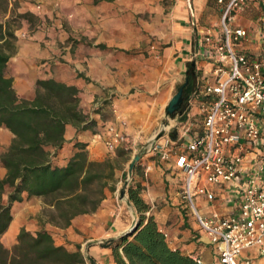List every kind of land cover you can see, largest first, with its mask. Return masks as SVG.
I'll return each instance as SVG.
<instances>
[{"label": "crops", "instance_id": "0c3cea01", "mask_svg": "<svg viewBox=\"0 0 264 264\" xmlns=\"http://www.w3.org/2000/svg\"><path fill=\"white\" fill-rule=\"evenodd\" d=\"M39 1L43 3L41 10L31 4H25L21 10L39 16L38 21H44L41 24L45 27H29L28 23L16 31V50L8 60L6 75L12 78L17 95L28 100L34 97L39 79L53 78L75 86L80 107L93 121L86 129L66 125L64 143L54 157L56 165L67 163L77 143L85 144L91 160H103L107 156L103 129L112 115L109 105L97 109V100H108L130 122L141 121L142 130L146 129L159 118L173 89L185 81L189 69L194 67L192 84L201 85L195 90L193 85L189 88L185 103L190 113L202 111L205 105L202 88L214 82L216 66L213 50L205 43V37L223 38V4L218 0ZM54 1L60 4V12H54L49 6ZM263 17L264 7L255 0H248L231 14L227 25L248 31L246 39L234 43L236 52L245 53L250 59H258L264 52L260 36L264 34L260 24ZM46 20L53 21V27L46 26ZM138 48L146 49L149 54L152 52L149 49L159 48L160 51L158 55L145 56ZM149 103L153 105L150 111ZM12 136L8 129L0 126V155L9 146ZM146 166L150 167L148 171H145ZM132 171L134 179L130 184L140 188L139 195L148 205L144 214L152 216L159 229L166 233L168 246L193 259L199 258L202 264H218L215 246L200 230L181 197L183 174L175 168L174 156L164 161L158 155L141 154ZM5 174L0 163V178ZM115 177L117 183L119 175ZM202 183L213 198L205 195L195 198L200 214H228L236 208L233 185ZM115 187L118 198L115 190H106L95 212L74 217L65 228L52 225L44 217L40 220L42 210L48 206L41 197L23 192L22 200L11 205L12 219L0 241L10 249L22 227L31 233L44 228L57 245L70 251L79 245L80 251L90 259L88 264H116L112 249L102 243L126 234L132 220L122 215L121 187L116 184ZM246 258L251 264H264V256L255 249L243 251L240 259Z\"/></svg>", "mask_w": 264, "mask_h": 264}, {"label": "trees", "instance_id": "16d2710c", "mask_svg": "<svg viewBox=\"0 0 264 264\" xmlns=\"http://www.w3.org/2000/svg\"><path fill=\"white\" fill-rule=\"evenodd\" d=\"M5 3L0 0V12ZM27 14L20 16L25 18ZM15 40L14 32L0 21V126L13 135L0 155V163L6 170L0 178V236L12 219V203L21 201L23 192L41 197L48 206L41 216L52 225L65 228L74 217L95 212L106 190L116 189L113 161L89 159L83 143L76 144V151L65 165L53 162L64 143L66 125L86 129L93 121L80 107L78 89L53 78L37 80L31 100L17 95L12 78L6 75L8 60L16 50ZM194 78L192 67L186 75L183 104ZM139 190L132 186L127 190L128 199L139 214L136 228L102 243L112 249L115 263L202 264L168 246L153 217L145 216L148 205ZM89 260L79 245L70 251L55 244L52 234L44 228L31 233L22 227L10 249L0 241V264H88Z\"/></svg>", "mask_w": 264, "mask_h": 264}, {"label": "built area", "instance_id": "2783aa9c", "mask_svg": "<svg viewBox=\"0 0 264 264\" xmlns=\"http://www.w3.org/2000/svg\"><path fill=\"white\" fill-rule=\"evenodd\" d=\"M247 1L218 0L223 4V38L205 37L216 66L214 82L202 88L205 105L201 131L190 137L181 150L175 149L168 137L151 140L143 148L164 161L174 156V166L183 174L181 197L215 246L218 264H251L249 258L240 259L242 252L250 249L264 256V52L258 59L236 52L234 43L246 39L248 31L226 23ZM255 1L264 7V0ZM260 24L264 29V17ZM260 36L264 41V34ZM102 104L96 102L95 106ZM125 125L122 119L106 126L104 145L108 151L129 142ZM149 169L145 167V171ZM202 182L233 185L236 208L228 214H200L195 198H213ZM194 259L201 263L199 258Z\"/></svg>", "mask_w": 264, "mask_h": 264}, {"label": "rangeland", "instance_id": "374dc122", "mask_svg": "<svg viewBox=\"0 0 264 264\" xmlns=\"http://www.w3.org/2000/svg\"><path fill=\"white\" fill-rule=\"evenodd\" d=\"M5 8L0 12V21L3 23L6 27H9L16 37V31L23 28L26 24H30L29 27H45L43 24L44 21L40 20L38 21L39 16H34L30 12H22L21 8L25 4H31L33 5L37 10H41L43 3L39 0H5ZM40 5V8H37V5ZM48 5V4H47ZM49 6L52 8L54 12H60L61 7L58 2L49 3ZM50 8V9H51ZM23 13H28L27 16L24 18L20 16ZM46 26L53 27L51 25V22L53 21H45ZM49 24V25H48ZM138 52L145 54V56L149 55H158L160 49L154 48L149 49V51H152L151 54L147 53L146 49L138 48ZM201 83H196L193 85V89H197L198 86H200ZM179 86H176L173 89V94L176 93ZM96 102H102V107H106L109 105V114L111 113L112 117L109 119V122H115L116 120H124L126 122L125 125V132L128 135L129 142L127 144H124L122 146L117 147L114 151H108L106 148V157L104 159H111L116 166V174L119 175L117 179L116 186L119 188L123 186L125 181L128 182V186L126 187V197L124 199H120L119 203L121 206V213L122 215L129 221L132 220L131 226L133 222H138L139 214L135 212V209L132 204H128V194L127 190L128 187L131 186V182L133 181V171L131 175L128 174V168L129 165L134 157L135 153L139 154H145V151H143V148L146 146L148 142L151 140H159L162 141L163 139H166L167 137L173 141L172 146L177 149L181 150L184 148L185 139H188L190 136L193 137L196 132L201 131L202 129V112L197 113H190V108L187 107V102L183 104L182 109L180 111L174 113L173 116H166L165 115V109L162 110L159 113V118L154 120L153 125L148 126V128H144L142 130V125L144 124L141 121L135 122V126L132 122L129 121L126 115H123L122 113H119L120 111L117 109L116 114L113 110L114 107H112L111 103H108L109 101H101L97 100ZM95 102V103H96ZM106 102V103H105ZM105 103V104H104ZM96 105V104H95ZM149 111L153 105L150 103L148 104ZM96 107V106H95ZM101 107H96L97 109ZM108 115V114H106ZM118 117V118H116ZM107 122L104 124V131H106V126L109 124ZM131 123V127L129 128ZM155 124V125H154ZM151 135V137H150ZM149 137L148 140H146ZM105 146V145H104ZM171 146V147H172ZM117 151H120V155H117ZM143 168L144 166H140ZM120 173L122 176L120 177ZM135 184H132V186ZM8 191V189H7ZM118 190L115 189V197L118 198ZM42 217V216H41ZM40 217V220L43 218ZM130 226V227H131Z\"/></svg>", "mask_w": 264, "mask_h": 264}, {"label": "water", "instance_id": "95a60500", "mask_svg": "<svg viewBox=\"0 0 264 264\" xmlns=\"http://www.w3.org/2000/svg\"><path fill=\"white\" fill-rule=\"evenodd\" d=\"M192 65H194V63H192ZM185 83H186V79L185 81L178 87L177 91L175 94L172 95V97L170 98V100L168 101L166 107H165V115L166 116H173L174 113L180 111L181 106L183 104L184 101V87H185ZM141 154H137L133 157L129 168H128V174L131 175L133 167L135 165V163L140 159ZM128 186V182L125 181V183L123 184V186L121 187V189L119 190V196L121 199H124L126 197L125 191H126V187ZM127 203L130 204V201L127 200ZM137 226L136 222H133L132 226L129 228L128 231H126L125 233H130L132 232Z\"/></svg>", "mask_w": 264, "mask_h": 264}]
</instances>
